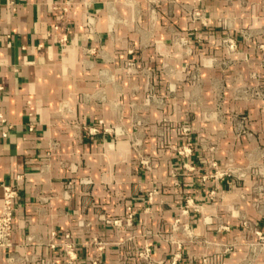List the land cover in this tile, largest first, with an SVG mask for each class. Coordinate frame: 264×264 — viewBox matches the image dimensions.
I'll return each mask as SVG.
<instances>
[{
  "label": "crops",
  "instance_id": "1",
  "mask_svg": "<svg viewBox=\"0 0 264 264\" xmlns=\"http://www.w3.org/2000/svg\"><path fill=\"white\" fill-rule=\"evenodd\" d=\"M62 1L0 0V264H65L66 232L77 264H142L146 241L169 264L171 238L180 264H264L243 224L264 234V0ZM129 206L133 228L104 222Z\"/></svg>",
  "mask_w": 264,
  "mask_h": 264
},
{
  "label": "built area",
  "instance_id": "2",
  "mask_svg": "<svg viewBox=\"0 0 264 264\" xmlns=\"http://www.w3.org/2000/svg\"><path fill=\"white\" fill-rule=\"evenodd\" d=\"M70 0H63L62 1V8L64 10H67L68 6L70 5ZM192 15L194 17L203 18L204 17V11L199 8H193L191 11ZM87 24L88 25H94V20L92 16H87ZM222 42L225 44V46L231 51L236 48V44L233 39L230 37L224 38ZM261 47H264L263 44L260 45ZM264 61V58H263ZM129 66L132 65V63H128ZM0 118L2 120L3 117L0 115ZM98 127H89L88 131L89 133L93 134L98 131ZM183 130L186 132L189 130L188 127H183ZM189 150V149H188ZM185 150H180V153H183ZM190 151V150H189ZM146 163L147 161H143ZM17 186L13 183H8L3 185V199H2V207L0 210V249L2 247L10 246L12 243V229H13V216L15 212V199L17 197ZM134 219H135V212L132 209L131 206L127 207V213L126 215L122 217H103V220L105 223L116 227L120 229H128L134 227ZM243 224L248 227V229L256 236L255 241L253 244L257 246L259 249H264V234L263 232L258 229L257 223H252L251 225L248 224L247 221H244ZM183 227L185 232L189 236H192L190 229L187 225L181 224V222L176 219L173 224L172 228L174 231L180 229ZM222 228H226V226L222 225ZM52 236L56 235L55 231L51 232ZM66 240L62 244V250L63 255L65 257V264H77V252L76 248L73 242H71L69 238V233H64L63 235ZM172 242L175 243V250L172 251L170 258L168 259L169 264H180V260L182 258V248H183V242L181 240L173 239L171 238ZM95 244L97 245V248L99 251H102L106 247V242L99 240L97 238H94ZM51 246L53 244L51 243ZM226 250H229L230 247H226ZM137 258L141 261L142 264H164L166 259L164 257L157 258L153 254V247L152 244L146 241L142 248L136 251ZM98 258L94 257L92 259L93 264L98 263ZM46 264H54L51 261H47ZM202 264H207L205 260H203Z\"/></svg>",
  "mask_w": 264,
  "mask_h": 264
},
{
  "label": "rangeland",
  "instance_id": "3",
  "mask_svg": "<svg viewBox=\"0 0 264 264\" xmlns=\"http://www.w3.org/2000/svg\"><path fill=\"white\" fill-rule=\"evenodd\" d=\"M192 17L195 18L193 15H192ZM188 70H189V77H190L191 83L197 85L198 82L201 80L200 74H199L200 64L198 62L191 61V62H189ZM216 86L217 87L218 86L219 87H223L224 86V82L220 81V83L219 84L217 83ZM220 96L222 98L223 93H221ZM254 97H264V87L262 85V82H260L259 84L255 85V87H254ZM210 147L212 149L213 147H215V145L211 144Z\"/></svg>",
  "mask_w": 264,
  "mask_h": 264
}]
</instances>
